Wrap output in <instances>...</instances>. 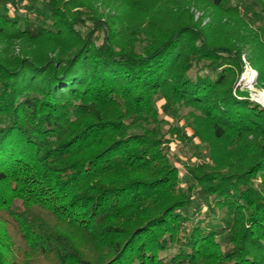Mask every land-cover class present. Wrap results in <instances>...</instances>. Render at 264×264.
<instances>
[{"label": "trees", "instance_id": "trees-1", "mask_svg": "<svg viewBox=\"0 0 264 264\" xmlns=\"http://www.w3.org/2000/svg\"><path fill=\"white\" fill-rule=\"evenodd\" d=\"M44 9L50 27L0 13V38L30 48L0 58V264H264V108L237 87L256 45L264 89V26L224 0ZM184 110L212 161L187 169V189L170 143L190 138L165 120ZM209 197L225 217L186 227L180 211Z\"/></svg>", "mask_w": 264, "mask_h": 264}, {"label": "rangeland", "instance_id": "rangeland-1", "mask_svg": "<svg viewBox=\"0 0 264 264\" xmlns=\"http://www.w3.org/2000/svg\"><path fill=\"white\" fill-rule=\"evenodd\" d=\"M224 5L226 7H240L241 13L249 22L251 27L256 31L264 26V15L257 13L251 7V0H224ZM32 6V9L30 7ZM193 12L197 18L205 16V23H208L212 15L214 14V9L208 7L205 9H200L197 6H192ZM97 9L101 13H106L108 8L105 6V3L102 1L97 5ZM0 13H8L12 17H21L22 20H28L41 25L43 27H50L51 21L49 20V14L46 13L44 9V0H0ZM93 28L92 24L89 22L87 25H79L76 29L79 31L83 37H85L90 30ZM98 45L102 44L104 41V33L98 32L96 34ZM264 43V42H263ZM30 52V48L27 43L19 41H8L6 39L0 38V58L4 59L7 62H10L15 57H20L23 55L26 56ZM261 51L256 50V45L248 46L245 49L243 55V61L245 64V71L240 75L238 80L237 87L241 89L246 94H249L250 99H254V95L258 91H264L261 85L258 84V72L256 71L254 65L256 64L255 60H252V56L260 55ZM255 73V81L252 84H247L243 81L244 76ZM211 76L212 73L208 72ZM191 74L195 75V72ZM163 102H159V108ZM190 110H184L181 112L180 121H176L172 116H166L165 120L168 121L171 126H181L184 128L188 134V139L186 142L180 143L179 141H172L170 143V159L174 166L179 171L180 184L183 188L187 189L189 186H192L194 183L190 180V177L187 174V169L189 167L200 165L203 163L212 165L209 145L206 143H201L200 140L193 137V130L188 127L185 116L188 115ZM258 184V183H257ZM216 199L209 197L205 199L195 198L191 206L185 210L180 211V214L189 219V223H186V227L190 225V222L201 223L205 225L207 222L218 224L220 220L225 217L224 212L218 211L215 215L210 212V207L214 206ZM201 210L199 211V207ZM221 244L226 247L229 244V237L227 234H224L219 237ZM29 264H56L55 261H47L42 258L32 259Z\"/></svg>", "mask_w": 264, "mask_h": 264}, {"label": "bare ground", "instance_id": "bare-ground-1", "mask_svg": "<svg viewBox=\"0 0 264 264\" xmlns=\"http://www.w3.org/2000/svg\"><path fill=\"white\" fill-rule=\"evenodd\" d=\"M243 81H245V83L247 84H252L255 81V73L252 72L251 74L248 75L246 73V75L243 78ZM254 100H257L264 106V91L256 92V94L254 95Z\"/></svg>", "mask_w": 264, "mask_h": 264}, {"label": "water", "instance_id": "water-1", "mask_svg": "<svg viewBox=\"0 0 264 264\" xmlns=\"http://www.w3.org/2000/svg\"><path fill=\"white\" fill-rule=\"evenodd\" d=\"M252 101L255 103H258L259 105H261L264 108V106L260 102H258L257 100L252 99Z\"/></svg>", "mask_w": 264, "mask_h": 264}]
</instances>
